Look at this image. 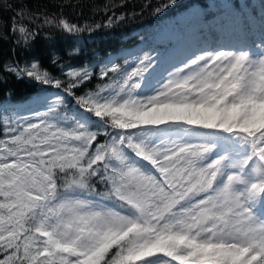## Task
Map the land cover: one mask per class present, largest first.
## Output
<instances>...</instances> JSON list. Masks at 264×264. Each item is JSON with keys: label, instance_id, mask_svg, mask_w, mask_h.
<instances>
[{"label": "snow or ice", "instance_id": "6c2138e0", "mask_svg": "<svg viewBox=\"0 0 264 264\" xmlns=\"http://www.w3.org/2000/svg\"><path fill=\"white\" fill-rule=\"evenodd\" d=\"M26 18L11 31L29 44ZM153 51L66 81L4 66L58 91L0 105V264H264V18L251 43Z\"/></svg>", "mask_w": 264, "mask_h": 264}, {"label": "trees", "instance_id": "16d2710c", "mask_svg": "<svg viewBox=\"0 0 264 264\" xmlns=\"http://www.w3.org/2000/svg\"><path fill=\"white\" fill-rule=\"evenodd\" d=\"M164 3L168 0H0V105L17 109L34 102L35 108L43 94L58 91L32 79H17L4 70L6 65L23 67L38 61L40 70L66 81L62 67L95 65L98 71L104 60L123 64L128 52L144 49L154 50L166 66L198 46L250 41L259 34L264 18V0H174L156 12ZM21 7L27 16L37 17L23 21L36 33L29 44L18 42V34L11 31ZM109 16L125 19L106 27ZM46 19L67 20L81 31L69 34L44 23ZM97 83L93 79L88 88Z\"/></svg>", "mask_w": 264, "mask_h": 264}, {"label": "rangeland", "instance_id": "374dc122", "mask_svg": "<svg viewBox=\"0 0 264 264\" xmlns=\"http://www.w3.org/2000/svg\"><path fill=\"white\" fill-rule=\"evenodd\" d=\"M33 103L34 102H24V103H22L21 105L18 106L17 110H19L21 112H27L28 110L34 108L33 107Z\"/></svg>", "mask_w": 264, "mask_h": 264}]
</instances>
